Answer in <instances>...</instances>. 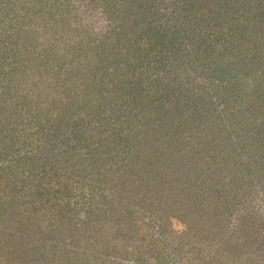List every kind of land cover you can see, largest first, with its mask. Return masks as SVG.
<instances>
[{"label":"rangeland","instance_id":"374dc122","mask_svg":"<svg viewBox=\"0 0 264 264\" xmlns=\"http://www.w3.org/2000/svg\"><path fill=\"white\" fill-rule=\"evenodd\" d=\"M14 1L0 0V83L5 91L8 88L10 92L22 90L24 97L30 96L35 103L43 101L46 93L51 95L53 91L49 85L39 83L42 77L34 78L49 68L50 80L55 83L54 73L61 60L58 54L64 56L78 47L77 42L71 44L72 37L84 30L86 36L90 34L91 38L100 40L112 32L114 24L109 25L100 12L94 11L101 0H68L69 7H73L69 12L57 8L60 1L65 0H17L18 5ZM176 1L159 0L158 6L164 21L174 25L184 22V11L191 8L190 4L182 5L186 0ZM19 5L21 13H26L25 18L19 17ZM155 24L162 33L163 21L159 19ZM245 32L255 38L247 46L259 52L258 48L264 45V15L245 26H233L230 20H224L217 35L222 51L214 54L211 49L209 54L213 58L227 48L231 49L230 55L244 52L247 50L243 49L247 41ZM181 40L176 46V58H173L174 50H170L166 59H157V62L162 60L155 65L158 69L150 65V60L161 54L160 42L146 39L136 45L142 48L138 49V57L146 67L148 78L157 79L167 74V82L162 81L159 89L145 90L144 84L132 86L123 80L114 84L117 97L125 93L143 102L144 93L155 91L156 94L146 99V106L148 101L154 100L151 105H158L157 117L138 115L134 120L128 117L123 126L114 129L113 126L122 121L108 115L109 119L97 126L98 122L93 124L89 117L83 119V115L88 111L85 115L90 116L100 106L80 94L72 98L74 104L81 103L85 110L70 121L79 125L69 128L74 130V142L84 147L79 153L82 158L73 168L69 169L64 151L61 156L38 154L39 149L35 147L40 130L30 128V109L19 124L14 121L15 117L0 116V124H4L0 126V183L8 187L0 191V264H264V106L254 109L250 108V103L248 110H244L247 114L241 116L232 102L238 99V94L228 98L225 91L209 89L210 95H214L208 99L206 89L197 95L199 90L194 84L206 81L202 80L206 74L205 64L210 62L211 65L214 61L211 62L210 56L204 59L196 56L192 46L186 45L185 39ZM117 60L114 58L112 62ZM181 63L179 71L177 66ZM263 63L255 62L252 68L256 72H248L257 85L264 80ZM115 64L119 67L118 62ZM107 67L113 69L108 63L98 65L97 71L104 72L103 78ZM64 74L61 79L66 81V92L78 78L71 71L68 76ZM27 75L30 77L26 79ZM86 75V79L91 77L89 72ZM145 84L148 88L151 85L150 81ZM73 92L68 93L69 98L73 97ZM171 96L178 99V103L167 102L160 109V103ZM39 104H45L43 118L52 115L48 108H59L57 104L54 108L50 101ZM258 107L262 110L260 115ZM4 116H9V112ZM147 127L154 131L149 138L142 135L148 132ZM105 129L112 130V134L107 132L103 139L104 135L100 134ZM29 132H33L31 139L26 136ZM108 138H121V141L110 145ZM90 142L103 150L101 156H105L111 169L118 167L117 158L123 156L127 158L118 171H127L129 165L124 162L146 146L145 151L150 150V153L142 154L159 159H152L149 164L147 161L139 175L156 176L161 174L159 169L165 167L163 172L173 173L172 179L191 172L193 182L182 176L178 180L181 193L170 199L164 195L169 189H158L144 182L140 187L141 195L131 197L133 202L128 201L124 195L128 186L123 184L126 179L112 171L108 173L109 178L104 175L101 179L99 169L90 161L91 156H84ZM60 147L53 145L56 155ZM174 185L168 186L172 189ZM218 191H224L228 197L219 201L215 193ZM143 196L148 198L140 204ZM152 202L157 205V210L152 207L154 212L146 208V204ZM106 226L110 230L105 231ZM125 228H130L128 247L119 242ZM134 238L152 241L142 245L134 243Z\"/></svg>","mask_w":264,"mask_h":264},{"label":"trees","instance_id":"16d2710c","mask_svg":"<svg viewBox=\"0 0 264 264\" xmlns=\"http://www.w3.org/2000/svg\"><path fill=\"white\" fill-rule=\"evenodd\" d=\"M92 1L98 2V0ZM178 1H176V3ZM15 2H17V0H15L14 3ZM188 4H190L191 8L189 7V9L192 12H189L190 10L184 11L185 21L178 25H174L173 23L169 24L168 20L164 21L162 13L159 12V0L158 2L157 0L99 1L97 7H94L96 8L94 11H96L97 13L100 12L102 14L101 17L105 20H108L109 25L111 23L114 24L112 27V32L110 31L107 36H102V40H97L91 38L90 34H87L86 36V31L84 30L78 31L75 37H72V39L70 38L71 44L77 42L78 47L72 48L71 52L64 54V56L57 53L61 60L59 61L60 63L56 72L54 73L55 83L51 82L50 80L52 76L50 74L51 71L49 68L44 72V74L40 76L36 74L37 76L35 78L33 77L34 80L36 78L40 79L42 77V81L40 82L39 80V83L49 85L51 90L53 91V93L51 92V95L45 92L46 98H44L43 101H50L53 104L52 106L54 108L57 104L59 105V108H48L47 111L51 112L52 115L49 118H43L44 116L42 114L45 111V104H39L43 103V101H35L34 103L33 99L30 96L26 98L24 97V95L22 94V90L18 91L12 89L10 92L8 88L5 91L3 84L0 83V116L2 118L6 117L9 119L10 117H15L14 121L19 124V121L23 117L26 118L28 110L30 109V115L28 117V121L32 122L30 124V128L31 130L36 128L40 130L39 140L37 141L36 145L37 147H35L36 149H39L38 154H42V156H61L62 152L64 151L67 156L66 158L69 161V163L67 162L69 169L73 168L79 163V160L82 158V156H79V153L80 151L82 153V150L84 149V147L82 148V146H77L78 143L76 144L74 142V139L76 137L74 136V139L72 138L74 130L69 129L73 128L74 125L76 127H79L78 123L76 125L74 124V121L73 123H71L70 121L73 120L74 117L82 115L85 111L84 106L81 105V103L74 104L73 101L75 99L72 101V98H74L75 96L80 94L83 97L85 96L89 98V101L97 105V107L100 106V109H98V111L95 113L91 112L90 116H86L88 114V111L85 112L86 115L85 113L83 115V119L89 117L93 124L98 122L97 126L100 125L101 121H107L109 119L106 118L108 117V115H115V117L122 121V123L117 125L116 127L113 126L114 129L123 126V121L127 122L126 119L128 117H130V120H134V118L138 115L141 117H144V115L145 117H157L158 105H151L154 100L148 101V105L146 106V99L148 98V96L154 95V93L156 94L155 91L153 92L151 90L153 93H149V91L146 94L144 93V102L139 97H137L139 99L136 100L135 96L129 97L125 93L118 97L116 96V92L114 94V84L122 83V80L125 83L131 84L132 86H143L142 84H144L145 90L150 88L159 89V87H161L160 84H162V81L167 82L168 80L167 74H163L162 77H157V79H151L146 76V67L142 65L141 60L138 57V49H142L140 46H136L138 43H143L146 39L148 41L158 40L160 42L159 49L161 54H159V56L155 59L152 57V55H150L152 57L150 60V65L154 68L156 67L155 65L159 64L162 61L159 60L157 62V59H163L164 57L166 59L169 56L170 50H174L173 58H176V46L178 41H182L181 39L186 40V45L188 44L189 46H192V49L196 51V56L203 59L208 58L207 56H210V58H212V55L209 54V51L211 49L214 54L216 51H222L219 48L220 45L217 42V35L219 33V30L222 29L224 25V20H230L231 24L233 23V26L235 24L239 26H245L254 23L262 15H264V0H186V2H182V5H184V7H186V5L188 6ZM69 5L70 4H68V0H65V2L60 1L57 8L64 10V12H69L73 8L72 6L69 7ZM21 10L22 7H20L19 5V17L23 16V18H25L26 13H21ZM254 17L255 21H252ZM70 18L74 20V18H72L71 16ZM159 19L163 21L162 25L164 26V28H161L163 31L162 33L158 31V26L156 27L155 24V22L159 21ZM239 28L241 29V27ZM239 28H237V30ZM246 33L247 32L244 33L246 36L245 41L247 40L248 42L246 41V47H243V49H247L244 51L245 53L241 52L236 53V55H230L231 49L229 48H227L226 51L217 53V55L212 58L211 62H214L211 65L210 62L205 64L206 67L200 64V66H203L206 70V74L204 78H202V80L206 81H201L198 82V84H194V86H196L200 91L197 92V95H200V93L202 94L201 90L204 91L207 89V93L209 95L207 97L208 99L211 97V95H214V93L210 95L209 89L214 91H217V89H219L220 92L225 91V94L228 96V98L238 94V99L234 100L235 102H232L235 103L238 111L240 110L239 113H242L241 116H243V114H247L244 110H248V106L250 103H252L250 108L254 109L258 105L261 106V108L262 106H264L262 104V101L264 100V80L262 81L261 79L259 81V85H257L255 81H252L255 78L251 79L252 77L248 76V72H250V70L254 73L256 72L255 68H252V65L255 62L259 64L264 61V45L261 48H258L259 52H257V49L254 50L253 48L248 47L247 45L250 44L249 42L254 41L255 38L251 35H246ZM209 42H211V44H209ZM238 46H241V44ZM200 47H202V49ZM69 53L72 54L70 55ZM202 54L206 55V57H203ZM114 58L118 59L116 62H118L119 67L116 66L115 61L112 62ZM201 58L198 59L200 60ZM106 63L110 64L113 69L110 70L108 67L105 68L107 70V73L105 74L106 77L103 78L102 75L104 74V72L103 74H100L97 70L98 65ZM181 65L182 63L180 64V66H177V69L179 71H181ZM70 71L73 72V76L78 79H76L70 85V89L65 92L64 89L66 87V81L64 79H61V75H66L64 74L65 72L68 76V73ZM88 72L91 74V77L86 79V74ZM217 75L219 76L216 77ZM29 77L30 76L27 75L26 79ZM151 80L153 82H151ZM149 81L151 85L148 88V84L146 85L145 83ZM213 81H216V83L213 84ZM211 82L213 85H209V83ZM256 82H258V78L256 79ZM71 90L74 91L73 93L75 94L73 95V97L71 96L69 98L68 93ZM110 91L112 92V94L110 93ZM186 93L189 94L188 91ZM207 93L205 92L206 96ZM226 95L225 100H228ZM176 101L178 103V99L174 100L173 96L168 97L160 103L159 108L162 109L167 102L173 105L176 103ZM104 102L107 105H103ZM141 103H143V105L146 107L144 108ZM134 108H137V111L132 113ZM261 111L262 110L258 111L259 115ZM5 112H9V116H4ZM1 122L2 120L0 119V123ZM2 125L0 124V126ZM45 128L47 129L45 130ZM147 129L148 132H142V135L145 138H149L154 134L153 129H149V127H147ZM107 132L112 134V130L105 129L104 133L100 134V136L104 135L102 138H106ZM130 133L133 136L135 134L138 135L137 132L135 134L132 132ZM32 134L33 132H29L26 136L31 139ZM53 138L57 141L53 142V145L61 146V150L57 155L53 150V145H50V143H52V140H54ZM30 139L28 141L30 143H33L30 141ZM106 141L110 142V145H112V143L119 144L121 138L119 140H110L108 138V140ZM154 143L157 144L158 142ZM92 144L93 143L90 142L91 146H89L84 156H91L90 161H92V164L96 169H99L100 174L98 177H100L101 179L104 178V175H107L108 177L109 171H112L116 176L126 179L125 181L127 182H124L123 184L124 186H128L124 191L125 194H123L129 199L128 201L133 202V200H131V197H139L141 195L142 192L140 190V187L144 182L147 185H149L148 183H152L151 186H154L158 189H169V191L164 192V195L168 199L176 198L181 193L180 191H178V188H180L181 186L178 180H180L182 176H184L187 181L193 182L191 172H184L180 175V177L176 175V177H173L172 179L171 176L173 175V173L169 175V172H163L165 167L159 169L161 174L158 173V175L156 176L150 174V176L148 175V177L143 174L139 175V171L147 161L149 164L152 159H159L158 156H147L144 155V153L142 154V152L150 153V150L145 151L146 146L142 147V152L136 154L128 162H124V164L127 163L129 165L127 171H118L121 170L122 167H124L123 159L127 157L122 156L121 158H117L119 159L117 165L118 167H116L115 169H111V167L107 164L105 156H101L103 150L98 146L94 147V145ZM87 145L89 144H86V146ZM4 146L5 145H1V147ZM127 153L128 151L126 152V154ZM112 159H114V157ZM53 161L56 162V159L54 158ZM258 165L261 167L260 163ZM171 169L166 168V170L168 171ZM119 172L124 175H121ZM112 176L113 175L111 174V177ZM153 180H155L156 182H152ZM257 181H261V178ZM172 184L175 185L171 189L168 185ZM7 188L8 187L6 186L2 187L0 183V191L2 189L6 191ZM171 191L173 192V195L171 194ZM218 192L215 193L219 195V197H216V199H218L219 201H222V199L228 197V194L224 193V191ZM145 198L148 197L143 196L140 198V204H143L142 201H145ZM4 200H7V198H5ZM154 203L155 202L146 204V208L151 212H154V209L157 210V207H155L157 205H155ZM230 205H232V203ZM44 210L46 211L48 209ZM106 223L108 224V220L106 221ZM129 229L130 228H125L124 235L119 238V242L123 247L129 246ZM106 230H110V227L107 228L106 226L105 231ZM132 240L134 241V243H139L142 245L144 242H146L145 244H147L149 241H152L148 239L144 241L143 239L141 240L136 238ZM113 241L114 240H112L111 243ZM153 242L154 244L156 243L154 240ZM147 248L149 247L147 246ZM208 251L209 254H211V249Z\"/></svg>","mask_w":264,"mask_h":264}]
</instances>
